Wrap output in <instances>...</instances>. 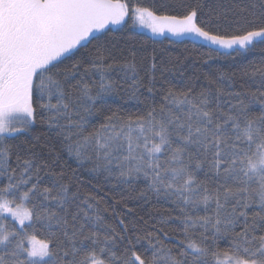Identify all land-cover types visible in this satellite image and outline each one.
Returning <instances> with one entry per match:
<instances>
[{"label":"snow or ice","instance_id":"1","mask_svg":"<svg viewBox=\"0 0 264 264\" xmlns=\"http://www.w3.org/2000/svg\"><path fill=\"white\" fill-rule=\"evenodd\" d=\"M129 21L260 58L238 86L219 69L175 84L171 60L117 40ZM121 92L143 109L113 110ZM38 120L71 175L36 150ZM132 193L171 209L112 222L106 200ZM0 264H264V0H0Z\"/></svg>","mask_w":264,"mask_h":264},{"label":"trees","instance_id":"2","mask_svg":"<svg viewBox=\"0 0 264 264\" xmlns=\"http://www.w3.org/2000/svg\"><path fill=\"white\" fill-rule=\"evenodd\" d=\"M145 3H150L151 0H144ZM117 40L122 38L132 37V45L136 49L143 50L145 54H152L155 50V54L158 57H162L165 60H171L175 65L176 71L167 73V77L175 84H179L181 81L180 72L184 73V76H191L193 74L200 77V80L197 81L198 85L205 84L203 80L204 75L215 73L216 76H219V72H216L219 69L220 72L233 73V81L238 86L240 83H245L248 80V77L243 76V68L248 63L249 60H259L260 53H249L246 56H237L235 59L231 57L226 58H213L208 59L207 56L203 55L204 50L193 51L191 45H187V50H185V45L180 44L179 42L169 43V39L164 37L151 38L144 33L135 31L132 27H128L123 31H116L114 33ZM173 41L175 38L169 37ZM179 63H176V61ZM172 65H170L171 67ZM225 89L228 87L227 81L222 85ZM143 99V97H141ZM109 106L116 110L119 108L121 111H136L142 110L144 105L140 104L137 100L131 99L126 93L121 92L119 95L112 97L108 101ZM47 129L46 126L41 123L39 120L35 125L32 137H39L37 151L41 152L45 157L48 156L49 151H52L53 155H59V166H62L69 175L72 174V169L76 168V163L67 156L66 153L60 152V144L52 139H49L45 135ZM33 142H36L35 139ZM78 174H80L78 172ZM82 178L85 179V187L87 190L92 191L91 185L87 183V180L91 177H87L86 173H83ZM99 181L102 182L103 178L100 177ZM97 180H92V184H96ZM144 185L138 184L137 190L143 188ZM128 190H113L111 196L116 199H120L121 196L127 197ZM103 194V193H101ZM135 196V199H125L124 204L113 205L112 199H107L104 206L109 208V212L106 216L115 222L112 218V208L115 207L116 212L121 214V217L125 219V222H136L141 229L149 227L151 223H154L158 219V215L161 212H166L171 209V205L162 201L157 200L154 196H149L147 201L142 198H139L136 193H132ZM132 209L131 212L128 209ZM140 217H143L144 220L149 221V225H145L143 221L140 220Z\"/></svg>","mask_w":264,"mask_h":264},{"label":"rangeland","instance_id":"3","mask_svg":"<svg viewBox=\"0 0 264 264\" xmlns=\"http://www.w3.org/2000/svg\"><path fill=\"white\" fill-rule=\"evenodd\" d=\"M129 26L132 27L130 21H129ZM132 28H133L135 31H137V32H141V33H144V34H146L147 36H149V37H151V38H156V37H153V36H152V34L150 33V31H149L148 29L141 28V27H139V26H137V27H132Z\"/></svg>","mask_w":264,"mask_h":264}]
</instances>
